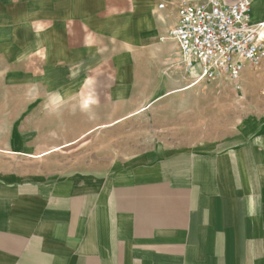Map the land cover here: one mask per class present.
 <instances>
[{"label":"crops","instance_id":"0c3cea01","mask_svg":"<svg viewBox=\"0 0 264 264\" xmlns=\"http://www.w3.org/2000/svg\"><path fill=\"white\" fill-rule=\"evenodd\" d=\"M181 1L0 0V159L40 168L0 175V264H264V116L216 144L42 168L184 88L163 74Z\"/></svg>","mask_w":264,"mask_h":264},{"label":"rangeland","instance_id":"374dc122","mask_svg":"<svg viewBox=\"0 0 264 264\" xmlns=\"http://www.w3.org/2000/svg\"><path fill=\"white\" fill-rule=\"evenodd\" d=\"M248 1L264 20V0ZM194 74H177L184 78V88L111 125L104 134L87 136L81 141L90 143L85 148L79 150L84 145L75 144L46 157L42 168L47 172L75 169L77 165L84 167L85 161L92 158L112 163L139 156L156 146L192 149L216 144L235 134L245 116H264V60L258 69H246L234 83L200 80ZM66 137L72 136L63 139ZM14 159H0V175L17 178L40 170L32 161Z\"/></svg>","mask_w":264,"mask_h":264},{"label":"built area","instance_id":"2783aa9c","mask_svg":"<svg viewBox=\"0 0 264 264\" xmlns=\"http://www.w3.org/2000/svg\"><path fill=\"white\" fill-rule=\"evenodd\" d=\"M175 14L167 33L175 59L163 65V74L196 73L200 80L234 83L263 62L264 22L252 21L248 0H183Z\"/></svg>","mask_w":264,"mask_h":264},{"label":"bare ground","instance_id":"6f19581e","mask_svg":"<svg viewBox=\"0 0 264 264\" xmlns=\"http://www.w3.org/2000/svg\"><path fill=\"white\" fill-rule=\"evenodd\" d=\"M261 22H264V20H263V21H261ZM261 34H262V35H264V29L262 30Z\"/></svg>","mask_w":264,"mask_h":264}]
</instances>
